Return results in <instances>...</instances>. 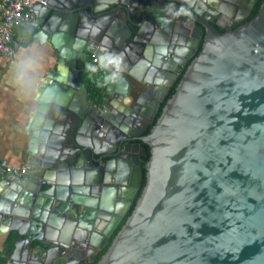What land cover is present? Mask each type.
Instances as JSON below:
<instances>
[{
    "label": "water",
    "instance_id": "obj_1",
    "mask_svg": "<svg viewBox=\"0 0 264 264\" xmlns=\"http://www.w3.org/2000/svg\"><path fill=\"white\" fill-rule=\"evenodd\" d=\"M149 1L38 0L30 8L26 38L50 43L57 60L37 99L25 172L1 180L14 188L11 200L27 203L20 211L19 206L0 211L2 223L17 231L6 257L13 264H26L32 242L42 241L48 213L39 214L40 204L66 203V211L83 206L71 222L76 233L92 228L85 220L93 221L97 207L116 216L125 213L141 171L135 160L137 178L125 186L132 164L124 158V143L132 151L139 148L147 160L145 185L96 264H264V0L244 23L257 0L232 5L218 0L213 15L240 23L234 29L220 25L223 33L215 17L189 3L151 0L172 6L162 12L169 29L174 27L168 31L170 44L163 46L143 39L147 26L154 27L143 15ZM184 23L193 25L191 36ZM201 29L200 52L155 120ZM87 53L96 57L104 93L121 98L135 92L126 114L114 115L108 104L88 101L78 68ZM160 75L169 80L162 82ZM51 109L58 121L45 119ZM61 118L68 121L64 144L59 141L53 150L43 140L60 129ZM109 125L114 126L111 136L105 134ZM134 140L139 143L129 144ZM103 157L109 161L103 163ZM111 182L116 189L100 187ZM53 220L60 224L62 218ZM65 248L49 245L47 264L51 251Z\"/></svg>",
    "mask_w": 264,
    "mask_h": 264
},
{
    "label": "crops",
    "instance_id": "obj_2",
    "mask_svg": "<svg viewBox=\"0 0 264 264\" xmlns=\"http://www.w3.org/2000/svg\"><path fill=\"white\" fill-rule=\"evenodd\" d=\"M30 14L31 13H29V16ZM24 25L25 24L19 25L15 29V56L11 60L0 58V160H5L13 166H25V158L28 155L27 148L31 138L30 124L33 115L37 111L38 103L35 94L26 96L23 99H21L17 95L14 82L11 77V64L14 62V58L16 57L18 52L35 51L38 55L41 67V71L37 80V83L39 84L40 80H43L45 82V77L48 75V73L55 70L57 60V53L50 43L44 42V44H40L37 40L26 38L27 32ZM89 55V53L85 54L80 59L78 66L80 77L83 81V77H85V74L89 67V60H87L86 62L85 57L87 58ZM83 62L85 64L83 67H81ZM93 67L94 73L96 72L97 75H100L94 64ZM141 75L144 76L145 74L143 73ZM158 78H160L162 82L169 80L168 75H160ZM43 86L44 83L42 85H39V92L42 90ZM134 93L135 92L131 90V94L123 96L121 98H117L118 96H116L115 98L113 97V94V98H110V100L108 101V112L114 115L121 112L123 114H126L135 104L136 96ZM45 119L58 121L57 114L52 109L45 114ZM61 119L63 120L61 122L60 129H54L53 133L49 135L48 140H43L44 144H46L47 146L51 145L52 149L59 143V141L64 144L63 134L68 121L64 118ZM57 130H60V132L57 133ZM2 179H0V211L5 207L10 209L11 211L17 209L18 206L19 211L21 208H26V202H21L18 200V198L14 200H11L9 198V190L11 192L12 190H14V188L11 190L10 185H2ZM44 201L45 200H43L42 202ZM46 205H39L40 215L47 211L48 217L51 216L50 218L47 217V222L49 225L46 224L45 229H43L41 233V236L64 235L67 231L65 229L68 228L66 227V221H71L73 218H77L76 216L78 215L75 213H79L78 207L82 208L80 205L74 204L75 213L72 214L70 212L72 209V205L69 209L67 208V211L65 209V207H67L66 203L54 202L48 207H46ZM52 217L53 219L60 217L62 218V221L60 222V224H58L55 220L52 219ZM101 223L103 224L104 222L102 221ZM63 231L64 233H62ZM16 236L17 231L10 230L9 226L3 224L0 220V264H13V262L9 261L6 258L8 254L6 243L10 237L15 238Z\"/></svg>",
    "mask_w": 264,
    "mask_h": 264
},
{
    "label": "flooded vegetation",
    "instance_id": "obj_3",
    "mask_svg": "<svg viewBox=\"0 0 264 264\" xmlns=\"http://www.w3.org/2000/svg\"><path fill=\"white\" fill-rule=\"evenodd\" d=\"M182 1L184 3H189L193 8H196L199 12L204 13L205 16H207V17H215L213 15L212 11L217 9V5H216V3H213L212 0H182ZM236 1L237 0H230L231 5L234 4ZM171 9H172L171 5H164V7H159V6H157V3H154L151 0L148 2L147 9L143 15L146 16V19H148L149 22H152V24H154V27L151 28V25L147 26L146 31H144L143 39H145L146 42H148V43L151 42L153 44H157L158 46L159 45L163 46L165 44V41L168 42L170 40V37H168V31L171 30L172 32H174V27L171 26L169 29L168 19L165 15H162V12H168ZM228 12L230 14H232L233 10L230 9V11L228 10ZM159 13H161V14H159ZM157 14H159L160 17H158ZM239 16H241L240 13L236 12L234 14V18H239ZM246 18L247 17L241 19V22H243ZM240 23H236V22L230 23L228 19H223L220 17V15L215 17V24H217V26H215V27H216V29H221L222 31H225V30L223 28H221L220 25L225 26V27L230 26V29H231L233 24H240ZM183 28H184V31L187 32L186 33L187 36H191V34H193V30H194L193 25H191L189 23H184ZM132 31L135 33L136 28L132 27ZM202 31L204 32V30L201 29L200 38L198 40V45L197 46L194 45L192 47L193 53L191 51H189L190 49L185 51V56L182 58V60H183L182 64H181L182 68H181L180 72L176 75V77L173 80H170L171 85L173 84L175 79L180 74H182L183 70L186 69L185 67H187L188 62L195 55V53L199 47ZM181 33H183V32H181ZM183 35H184V33H183ZM171 38H173V37H171ZM129 49H130V47H129ZM81 58H79V60ZM101 80H102V78H101ZM104 88H105V86H104ZM104 88L101 92V100L103 99V102L101 104H98V105H96L95 103L92 102V100L89 99L88 92H87V99L91 105L99 106L102 104H109L108 101L110 100V98H112L113 93L111 94V96H109L107 93H104ZM139 129H141V127ZM134 131L135 130H133V128H131L130 133L133 134ZM134 143H139V142L136 140L129 142V144H134ZM123 145H124V147H126V149H128L127 153L125 154V156L127 158L126 157H124V158L132 164V167L128 173V178H127V182H126L125 186H131V184H133V181L136 180V178H137L135 170L133 169L134 161L138 160V163H139L138 166L140 169L141 164H144V166H145L147 160H142L143 154L141 153V150L139 148L135 151H132V148L129 147L128 143H124ZM102 161H103V163H105L106 161H109V158L103 157ZM114 162L118 163L117 160H115ZM140 171H141V169H140ZM141 180H142V175H141ZM141 180H140L138 189L135 193V196L129 202L128 208L126 209L125 213L122 216H116V214L106 212L109 214L108 215V214H105V212H104L103 214H105L106 217L105 216L99 217V213H96L95 218L93 219L94 223L92 222V224H91L92 228L90 230L82 229L77 233L74 230H72V232H70V230H69L72 228L71 222L74 218L71 221H66V227H68V228L65 230H68V231L65 232L64 235H62V236H41L40 237V239L42 240L41 242L36 241V240L32 242V244H31L32 249L27 256L28 259L26 260L25 263L26 264H47L46 258H48L47 256L49 253L48 252L49 245H53V246L59 245V243L56 242L55 240L58 241L59 239L60 240L63 239L62 246L66 247L65 251H63V252H60L57 250L51 251V253H50L52 255V258L50 259L51 264H96L98 262V260L100 259V257L105 253V251L107 250V248L111 244L113 238L117 234V232L115 233V231L117 230L119 225L124 220L128 210L131 208L134 201L137 202L136 196H137V192L139 191V188L141 185ZM105 187L116 189V185L114 186V184L112 182L108 183ZM136 202L134 203V206H135ZM134 206H133V208H134ZM78 208H79V213H75L74 212L75 207H74V205H72V209L70 212L72 214L75 213L79 216L82 208H80V207H78ZM78 216H76V217H78ZM74 220H76V218ZM102 221L104 222L103 224L101 223ZM10 254H11V252L9 254H7V256ZM58 256L63 257V261H59V260H57V258H55Z\"/></svg>",
    "mask_w": 264,
    "mask_h": 264
},
{
    "label": "built area",
    "instance_id": "obj_4",
    "mask_svg": "<svg viewBox=\"0 0 264 264\" xmlns=\"http://www.w3.org/2000/svg\"><path fill=\"white\" fill-rule=\"evenodd\" d=\"M38 0H0V58L11 60L15 56L16 27L26 24L29 10ZM90 61L96 66V57L89 55ZM25 172L24 166H13L0 160V179Z\"/></svg>",
    "mask_w": 264,
    "mask_h": 264
},
{
    "label": "trees",
    "instance_id": "obj_5",
    "mask_svg": "<svg viewBox=\"0 0 264 264\" xmlns=\"http://www.w3.org/2000/svg\"><path fill=\"white\" fill-rule=\"evenodd\" d=\"M260 3H261V0H257L250 12V14L247 16V18L241 22V23H244V22H247L249 21L251 18H253L255 16V14L257 13L258 11V8L260 6ZM239 24H233L232 28L231 29H234L238 26ZM220 33H223L224 31H222L221 29H217ZM203 36H204V32L202 31V34H201V39H200V43H199V47L195 53V55L192 57V59L200 52L201 50V46H202V41H203ZM85 55V54H84ZM85 61L87 62V60H89V67H88V70L85 74V77H83L85 83H86V87H87V92H88V97L90 100H92L93 103H95L96 105L100 104L101 103V92L104 88V83L102 82L101 80V75H97L96 72L94 73V67H93V64L90 62V57L88 56L87 58L85 57ZM191 59V60H192ZM190 60V61H191ZM189 61V62H190ZM188 62V64H189ZM84 62L82 63L81 67L84 66ZM187 64V65H188ZM186 68V67H185ZM82 69V68H81ZM185 70V69H184ZM183 70V72H184ZM182 72V74H183ZM182 74H180L176 79L175 81L173 82V84L170 86L169 88V91L166 95V97L164 98L163 102L161 103L160 107H159V110L157 112V115H156V118L155 120L158 118V116L161 114V110L165 104V102L174 94L175 92V89L181 79V76ZM155 120L148 126V129L146 131L145 134H147L149 132V130L151 129V127L153 126V124L155 123ZM149 157V153H148V156H147V159ZM140 169H141V175H142V180H141V185H140V188H139V191L137 192V196H136V199H138L141 191H142V188L144 187L145 185V166L144 164H141L140 166ZM136 201H134L135 203ZM134 203L132 204L131 208L128 210L124 220L122 221V223L119 225V227L117 228V230L115 231L118 232L120 230V228L122 227L125 219L131 214L132 212V209H133V206H134ZM13 239L12 237H10L8 240H7V243H6V246H7V253L9 254L11 251H12V242H13Z\"/></svg>",
    "mask_w": 264,
    "mask_h": 264
},
{
    "label": "clouds",
    "instance_id": "obj_6",
    "mask_svg": "<svg viewBox=\"0 0 264 264\" xmlns=\"http://www.w3.org/2000/svg\"><path fill=\"white\" fill-rule=\"evenodd\" d=\"M39 43L44 44L42 41ZM40 71V61L35 51L17 53L11 64V77L21 99L32 94H35L37 99L40 98L42 93L39 92V85L44 83L43 80L37 83Z\"/></svg>",
    "mask_w": 264,
    "mask_h": 264
},
{
    "label": "bare ground",
    "instance_id": "obj_7",
    "mask_svg": "<svg viewBox=\"0 0 264 264\" xmlns=\"http://www.w3.org/2000/svg\"><path fill=\"white\" fill-rule=\"evenodd\" d=\"M214 3H218V0H212ZM122 113V112H121ZM104 127V126H103ZM105 127H107L106 129H107V131L105 132V134L106 135H108V136H111L112 134V131L114 130V126L113 125H109V127L108 126H105ZM101 144H100V146L101 147H104V144L102 143V142H100ZM100 147V148H101ZM127 152H125V154H126ZM127 158V157H126ZM108 180V179H107ZM112 180V182L114 181L113 179H111ZM110 180V181H111ZM108 184V183H107ZM107 184H101V186L100 187H102V186H106ZM81 196H83V195H81ZM83 198V197H82ZM80 199V198H79ZM80 201H81V199H80ZM79 205V204H78ZM81 206V205H80ZM82 208H83V206H81ZM105 211L104 210H101L100 208H95V213H99V217H103V216H105L106 217V212H105V214H103ZM88 224H92V222L94 223V220L93 221H89V220H85ZM14 226H16L15 224H14ZM19 228L21 229L22 227L21 226H19ZM70 230V232H72V230H73V228H71V229H69ZM68 231V230H67ZM66 231V232H67ZM64 232V231H63ZM62 232V233H63ZM42 233V232H41ZM56 242H58L59 244H63V239H59L58 241L57 240H55ZM28 259V258H27Z\"/></svg>",
    "mask_w": 264,
    "mask_h": 264
},
{
    "label": "rangeland",
    "instance_id": "obj_8",
    "mask_svg": "<svg viewBox=\"0 0 264 264\" xmlns=\"http://www.w3.org/2000/svg\"><path fill=\"white\" fill-rule=\"evenodd\" d=\"M102 102H103V99L101 100V103H102ZM101 103H100V104H101Z\"/></svg>",
    "mask_w": 264,
    "mask_h": 264
}]
</instances>
